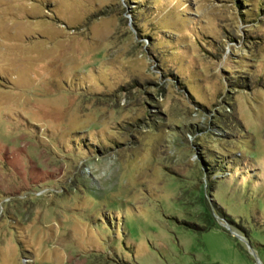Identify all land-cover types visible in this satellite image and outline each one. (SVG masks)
<instances>
[{"label": "rangeland", "instance_id": "rangeland-1", "mask_svg": "<svg viewBox=\"0 0 264 264\" xmlns=\"http://www.w3.org/2000/svg\"><path fill=\"white\" fill-rule=\"evenodd\" d=\"M0 264H264V0H0Z\"/></svg>", "mask_w": 264, "mask_h": 264}, {"label": "trees", "instance_id": "trees-1", "mask_svg": "<svg viewBox=\"0 0 264 264\" xmlns=\"http://www.w3.org/2000/svg\"><path fill=\"white\" fill-rule=\"evenodd\" d=\"M146 2V1H145ZM131 13H133V12H131ZM133 16V15H132ZM134 27H137V28H139L140 26H139V23H138V21L136 22H134ZM140 29V28H139ZM146 37H148L147 35H146ZM218 123V125H221V123H219V122H217ZM226 158H227V156H226ZM225 160H227V159H225ZM223 164V163H222ZM227 165V164H226ZM221 165H214V166H209V165H207V164H205L204 163V170H205V173H206V175H207V177H210V182H209V186L211 187V188H213L214 186L212 185L214 182V180L212 181L211 180V175H214L213 173H215L216 171H220L221 170ZM218 209L220 210V212L222 211V209L221 208H219L218 207ZM222 213V212H221ZM223 216H225V217H227V215H229V214H225V213H223L222 214ZM210 226H212V225H208L205 229H207V228H210Z\"/></svg>", "mask_w": 264, "mask_h": 264}, {"label": "water", "instance_id": "water-1", "mask_svg": "<svg viewBox=\"0 0 264 264\" xmlns=\"http://www.w3.org/2000/svg\"><path fill=\"white\" fill-rule=\"evenodd\" d=\"M129 25L132 26V23H131L130 20H129ZM202 178H203V184L205 185L206 184V175L204 173H203V177Z\"/></svg>", "mask_w": 264, "mask_h": 264}]
</instances>
